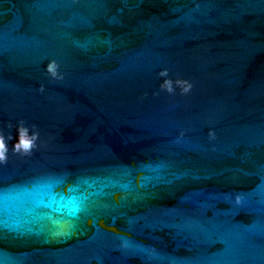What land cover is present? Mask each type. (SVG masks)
<instances>
[{
  "label": "water",
  "instance_id": "95a60500",
  "mask_svg": "<svg viewBox=\"0 0 264 264\" xmlns=\"http://www.w3.org/2000/svg\"><path fill=\"white\" fill-rule=\"evenodd\" d=\"M0 135V264H264V0H0Z\"/></svg>",
  "mask_w": 264,
  "mask_h": 264
},
{
  "label": "clouds",
  "instance_id": "9594fccd",
  "mask_svg": "<svg viewBox=\"0 0 264 264\" xmlns=\"http://www.w3.org/2000/svg\"><path fill=\"white\" fill-rule=\"evenodd\" d=\"M58 65L55 61L50 62L46 66V71L53 77L57 78ZM161 77H166L168 75L167 70L159 73ZM176 85L182 89L184 93H187L191 89V84L186 81L177 80ZM161 88L169 93L173 92V82L171 80H164ZM43 91V89H40ZM39 138V133L33 131L31 135L29 134V129L23 125L21 122L20 126L17 128V135L15 137V143L12 145V149L16 153L29 154L35 147L36 141ZM13 137L9 136L8 141H11ZM8 147L6 144V139L3 135H0V163H6L7 161Z\"/></svg>",
  "mask_w": 264,
  "mask_h": 264
}]
</instances>
